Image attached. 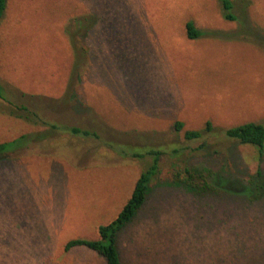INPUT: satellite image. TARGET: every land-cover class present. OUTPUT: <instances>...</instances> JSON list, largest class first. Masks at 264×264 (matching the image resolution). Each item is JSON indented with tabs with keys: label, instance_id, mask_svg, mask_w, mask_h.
Listing matches in <instances>:
<instances>
[{
	"label": "rangeland",
	"instance_id": "1",
	"mask_svg": "<svg viewBox=\"0 0 264 264\" xmlns=\"http://www.w3.org/2000/svg\"><path fill=\"white\" fill-rule=\"evenodd\" d=\"M230 1L234 22L223 19L219 0H7L0 143L25 134L34 140L0 156V264H105L64 245L97 238L98 227L115 219L150 151L160 152L159 167L118 236L123 264H264V175L250 191L215 182L222 195L257 194L252 201L196 199L174 184L185 167L240 180L264 173V156L218 132L264 124V0ZM88 12L98 20L72 91L63 27ZM187 22L202 36L188 40ZM21 105L43 124L18 119L13 110ZM207 122L212 131L184 138Z\"/></svg>",
	"mask_w": 264,
	"mask_h": 264
},
{
	"label": "trees",
	"instance_id": "2",
	"mask_svg": "<svg viewBox=\"0 0 264 264\" xmlns=\"http://www.w3.org/2000/svg\"><path fill=\"white\" fill-rule=\"evenodd\" d=\"M219 2L222 7L223 19L229 22L236 21L237 19L233 14L234 6L232 2L230 0H219ZM6 8L7 0H0V21L4 16ZM97 20L96 15L88 12L71 17L63 27V33L67 38L72 54V64L67 84L68 90L74 91V83L77 82L81 70L88 65L89 49L86 41L92 35ZM185 28L188 40H195L202 36V33L194 27L192 22H187ZM0 99L6 100L1 86ZM74 106L76 107V104ZM13 114L18 119H22L28 123L41 122L43 124L41 118L24 105L16 107L13 110ZM48 126L52 130L64 131L72 136L84 139L98 138L95 132L78 127H66L51 123H48ZM174 129L177 132L181 131L183 124L181 122L174 123ZM213 129L212 124L207 122L204 130H186L183 134L186 140L194 141L200 139L203 132H210ZM218 132L228 141L253 147L257 151L258 160H262L264 156V124L248 122L219 129ZM33 140V136L25 134L11 141L0 143V156L12 153L19 148H24ZM147 155L150 157V162L137 178L130 198L118 212L115 219L106 225L99 226L97 229V238L95 239L76 238L67 241L64 245L65 252L75 248H85L102 258L105 264H123L117 248L118 236L135 219L137 213L143 207L149 192V185L157 174L159 167L160 152L150 151ZM263 175L264 173L261 170H257L255 175L248 178V180H240L238 177L224 171L216 173L203 168L190 169L185 167L182 172H178L175 175L174 184L193 195L196 199L216 198L221 200L252 201L253 199H257L255 198L257 194L250 192L247 195L241 193H237L235 196L222 195L217 191L216 187L218 186L215 182L217 183L219 181L225 184L236 182L242 186V189L250 191L255 186L256 180Z\"/></svg>",
	"mask_w": 264,
	"mask_h": 264
},
{
	"label": "crops",
	"instance_id": "3",
	"mask_svg": "<svg viewBox=\"0 0 264 264\" xmlns=\"http://www.w3.org/2000/svg\"><path fill=\"white\" fill-rule=\"evenodd\" d=\"M24 68V67H23ZM22 69V68H21ZM3 89V88H2ZM3 94H4V92H3ZM2 100V99H1ZM4 101V100H3ZM6 101V100H5ZM18 138V137H17ZM16 139V138H15Z\"/></svg>",
	"mask_w": 264,
	"mask_h": 264
}]
</instances>
